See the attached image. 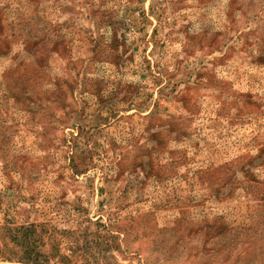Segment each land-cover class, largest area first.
Instances as JSON below:
<instances>
[{"label":"rangeland","instance_id":"obj_1","mask_svg":"<svg viewBox=\"0 0 264 264\" xmlns=\"http://www.w3.org/2000/svg\"><path fill=\"white\" fill-rule=\"evenodd\" d=\"M264 264V0H0V264Z\"/></svg>","mask_w":264,"mask_h":264},{"label":"trees","instance_id":"obj_2","mask_svg":"<svg viewBox=\"0 0 264 264\" xmlns=\"http://www.w3.org/2000/svg\"><path fill=\"white\" fill-rule=\"evenodd\" d=\"M32 262H33V264H37V263H36V259H35V260H33Z\"/></svg>","mask_w":264,"mask_h":264}]
</instances>
